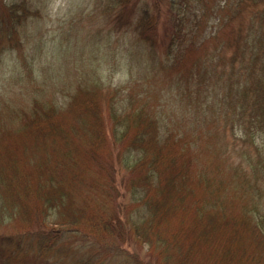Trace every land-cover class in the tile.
<instances>
[{
  "label": "trees",
  "instance_id": "16d2710c",
  "mask_svg": "<svg viewBox=\"0 0 264 264\" xmlns=\"http://www.w3.org/2000/svg\"><path fill=\"white\" fill-rule=\"evenodd\" d=\"M106 3L105 12L109 14L112 26L135 32L139 40L146 41L148 46H154L158 42L156 20L162 16V23L165 24L163 33L166 31L168 34L170 46L179 45V49L184 51L187 41H190L191 46H200L209 40L217 44L216 47L209 48L210 53L205 54L204 62L201 63L205 70L201 72V69H197V76L212 72L217 74L216 61L212 60H218L221 54L231 59L228 70L233 72L238 83L233 84V78H229V85L225 87L231 92V96L227 102L231 100L239 104L241 129L235 136L240 147L245 150L239 155L238 167L234 168L243 177V184L251 190V204L244 202L240 206L242 211L240 209L237 212L239 214L233 215L238 216L240 221H234L230 213L226 215L219 206L222 201L218 189H208L213 183V177L208 173L207 164L199 172L196 169V183L200 184V191L197 193L188 174H191V162H196L193 151L204 146H197L193 141H183L174 127L158 120L151 121L143 109L131 112V109L126 110L114 104L108 121L104 123V120H90L95 110L93 103L85 101L81 108H77L71 122L63 125L65 121L54 117L55 112L49 113L54 111L53 108L47 113L43 111L46 102L41 101L38 107L33 105L26 117L21 115V110L12 106L6 121L0 115V141H4L9 135L11 123L25 127V134L28 133L29 136L25 135V138L22 137L23 141L21 139V143H18V147L19 144L22 146L19 147L21 156L8 151L4 161L0 160L1 169H7L6 162L10 163L12 159L13 162L20 161L14 168H9L10 172L6 176L4 172H0V199L5 200L8 205V208L1 206L0 226L3 211L16 208V203L24 195L27 197V193L29 197L33 195L31 189H37V193L33 195V199L27 197L29 205L21 206L20 202L18 205L21 206V214L27 212L36 221L26 223V228L17 227L15 230H12L15 223L9 225L11 228L8 227L6 231L12 230L15 234L11 241H5L3 235V239L0 237V252L5 241L6 245L14 247L9 253L15 249H18V253H14V257V254L8 256L7 252L6 255H0L1 260L4 262L6 259L9 264H21L23 258L29 259L28 264H238L242 259L244 264H264V194L261 188L247 183L250 172L258 176L262 174L260 169L264 165V155L257 151L259 146L255 144L253 136L254 130H263V134H258V139L264 143V0H212L211 5L208 0H106ZM189 5H192L190 11ZM45 9V0H0L2 42L19 48L24 40L32 38L30 28L35 27L32 29L37 40L31 46V55L21 59L27 73L24 70L17 72L18 69L14 66L7 76L8 80L13 76L24 84L21 94H31L34 104L42 95L43 90L38 88L39 85L46 84L53 78V75H48V69L52 65H36L37 60L43 56L46 45L42 37L43 27H38L37 24ZM158 11H161L160 16H157ZM202 15L206 22H212L219 31L200 36H195L193 31L189 32L200 26ZM237 18L239 21L234 22ZM223 31L226 33L225 40L221 35ZM216 34L218 35L215 36ZM51 48L52 45L49 52ZM21 52L27 53L26 50ZM34 56L36 63L32 61ZM64 77L63 73L55 78L60 80ZM27 80L31 81L30 86L33 84L32 91L26 87ZM196 104L197 102L193 106ZM209 106L210 104L208 109L214 113ZM75 123L80 125L78 131H84L81 139L70 134L76 131ZM92 123L97 124L95 129L92 128L93 125L91 128L85 127ZM105 128L110 129L113 135L109 146L102 148L107 140L103 134ZM34 140L38 144L33 147V150L36 148L34 154L38 152L36 158L31 147ZM193 140L195 141L194 137ZM112 142L114 144L111 146ZM3 143H0V148ZM250 144L254 151L250 149ZM25 158L27 163L23 162ZM114 160H117L119 167H126L132 173L128 177L132 181L126 190L128 196L123 195V198L127 197V204L131 207L126 209L127 212L124 211L123 217L118 215L119 206L114 201L120 193L112 184L113 169L118 170ZM30 162H36V166L34 164L30 169L27 165ZM176 174L179 181L173 179ZM66 181L68 184L65 189L68 188L69 194L60 190ZM187 183V197L199 195L195 198L194 215L198 223L193 217L192 228H184L183 225V228L173 232L164 231L166 227L160 221L162 210L167 209L166 201L172 199L174 206L170 205L171 208L183 206L181 193L183 185ZM67 195L72 199L66 208ZM232 195L228 193V205L232 204ZM92 199L98 206L103 200L99 207H106L105 213L98 211L95 217L88 214L87 206ZM59 210L63 219L48 226L47 220L53 218ZM84 221L87 223H83ZM227 225L231 228L226 244L225 240H221V235ZM239 226L242 232L238 229ZM194 230L195 239H191L190 234ZM235 233L238 236L234 239ZM244 233L260 238L262 243L254 242L251 236L250 240L247 239L248 236H244ZM132 239H137L136 243L144 251L146 249L150 252L128 248ZM58 240L62 241L59 242L60 247L55 244ZM230 241L233 247L229 245ZM70 252H74L76 257L69 261L66 256Z\"/></svg>",
  "mask_w": 264,
  "mask_h": 264
},
{
  "label": "rangeland",
  "instance_id": "374dc122",
  "mask_svg": "<svg viewBox=\"0 0 264 264\" xmlns=\"http://www.w3.org/2000/svg\"><path fill=\"white\" fill-rule=\"evenodd\" d=\"M45 1V12L42 13V16L37 21L38 27H43L44 30L42 37L46 44L44 45L45 50L43 51V56H41L42 59L37 60L34 56L32 57V61L36 63L37 60L36 65H44L47 67L52 65L48 69V75H53L52 81L41 84L39 87L35 85V87L43 91L40 98H38L39 101H36V104H34V97H31V94H28V92L27 94H21V90H23L22 85L24 84L13 76L10 80L7 77L10 75L14 66L17 67V72H23L24 70L27 73L25 64H23L24 62L21 63V59L23 56H28L27 58H29L32 52L31 46L37 40V36L33 34L34 26L30 28L33 35L32 38L28 41L24 40L23 45L19 48L0 40V106L2 107L0 115L4 121L7 120L9 110L12 106H15L19 111L21 110V115L26 117L29 114V110L33 108V105L38 107L37 105L41 101L46 102L43 111L47 113L49 112L48 110H52L53 108L54 111H50L49 113L53 114L55 112L56 116L54 117L65 121L63 125L71 122L77 108H81L85 101L93 103V110H95L93 111L94 116L93 118L90 117V120H104V123L108 121L110 110L114 104L119 107H124L126 110L131 109V112L134 109H143L151 121L158 120L162 123H167L170 127H174L178 131V135L182 136L183 141H193V144L197 146H204L193 151V154L196 156V162H191V174H188L189 179L193 180L192 184L196 186L197 193L200 191L198 189L200 188V184L196 183L198 182L196 169L199 172V169L207 164L208 173L213 177V183L208 186V189L209 187L212 190L218 189L217 192L220 194L222 201V204L219 206L223 208L226 215H229V213L232 216L239 214L237 212L240 211V206L244 202L251 204V190L245 186L246 184H243V177L239 176L240 174L237 169L234 168V166L238 167L239 155L244 153L245 150L240 147V142H238V138L235 136L241 129L239 104L231 100L229 103L227 102L231 96V92L225 87L229 85V78H233V84L236 85L238 83L236 76L233 77V72L228 70L231 59L221 54L218 60L217 58L216 60H212L216 61L215 69L217 74L212 72L208 75L203 74L197 76L196 73L198 72L197 69H201V72L205 70L203 65H201L205 54L207 52L210 53L209 48H214L217 44H213L212 40H209L200 46H191L190 41H187L184 51L179 49V45H175L174 47L170 46L168 43V34L166 31V35L163 33L165 24L162 23V19L164 18L162 16L156 20L158 22V42L154 46H148L145 43L146 41L139 40L138 34L135 32L112 26L110 16L105 12L104 8L107 6L106 0H101L100 2L99 0ZM211 3L212 0H208V4L211 5ZM191 8L192 5H189L188 10L190 11ZM160 13L161 11H158L157 16H160ZM200 21L201 24L199 27L196 26L189 30V32L193 31L195 36L204 35L211 31H219L212 22H206L203 15ZM238 21V18L234 20V22ZM224 31L221 33L225 37L223 40L226 39V33ZM213 41L215 42V40ZM51 45V52H49ZM21 50H26L28 55L27 53H22ZM199 57L201 58L199 59ZM174 61L176 63H173ZM63 73L64 78L60 80L55 78L61 76ZM39 75L40 73L38 72L37 77ZM29 82L31 81L27 80L25 84L28 85L26 87H29V91H32L33 84L30 86ZM195 102L197 104L193 106ZM209 104V107L213 108L214 113L208 109ZM131 112L129 114H132ZM75 125L76 131L74 130L70 134L72 137L76 136V138L81 139L84 131H78L80 125L78 123H75ZM96 126L97 124L92 123L85 127L95 129ZM103 134L107 138L104 145H102V148H105L112 141L113 133L110 129L105 128ZM258 134H263V130L253 131L254 142L259 146L258 150L255 149L264 155V143L259 142ZM25 135H28V133L25 134V127L21 128L11 123L9 135L4 141H0V143L4 142L0 148V160L5 158V153L8 151H13V153L21 156L22 151L19 149L21 145L19 144L18 147V143L21 139L23 141ZM56 138L60 139L59 137ZM113 144L114 142H112L111 146ZM36 145H38L37 141L34 140L31 146L32 150ZM249 147L254 151L251 144ZM33 151L34 154L36 148ZM36 153V155L34 154V158L38 157V152ZM9 154L11 155V153ZM26 160L27 158L23 162L27 163ZM38 161L39 158H37L36 162ZM114 161L118 170L115 171L113 169L112 184L120 192L114 198V201L119 206L117 208V211H119L118 215L123 217L124 211L131 207L129 203L127 204V197L123 198V195L128 196L126 190L132 183L128 177L132 173L130 174V171L126 167H119L117 160ZM18 162L20 161L13 162V159L10 163L6 162V167L8 168H0V172H4L6 176L7 172H10L9 168H14ZM36 162H30L27 165L31 169ZM260 170L263 172L258 176L256 173L252 174L250 172V179L247 180V183H253L255 187L261 188V192L264 194V165H262ZM173 179L179 181L177 174ZM67 184L68 181L64 183V187H61L60 190L68 193V188L65 189ZM35 187L37 186L35 185ZM187 189H189V183L183 185V193H181L184 199L183 206L171 208L170 205L172 207L174 206L173 201H171L172 199L166 201L167 209L162 210L160 221L166 227L164 231L173 232L175 229L183 228V225L184 228H192L194 224L192 221L193 217L196 224L198 223L194 215L196 214L195 198L199 195L195 197L189 195L187 197ZM255 190L257 191L256 188ZM31 192L34 195L37 193V189H31ZM228 193L233 194L232 204L230 205L227 202ZM33 195L29 197L27 193V197L31 199H33ZM27 197L24 195L20 198L19 202L21 206L25 205L27 207L29 205L30 202H28L29 198ZM253 198L255 199L256 197L253 195ZM71 199L72 197L67 195L66 208ZM123 200H125V203ZM19 202L16 203V208L3 211L0 237L3 239V235L5 241H11V237L15 234L12 230L18 229L17 227L26 228L28 227L25 226L28 225L26 223L36 221L35 217L32 218L27 212H22L23 214H21V206L18 205ZM120 202L122 203L121 207ZM86 203L88 205V202ZM2 205L8 208L5 200L1 198L0 209ZM71 205L75 207L73 204ZM99 206L94 199L90 200L87 206L88 214L90 216L94 215L95 217L98 211L105 213L106 207L100 208ZM77 209L78 206L76 207ZM70 211L72 213L75 212V210ZM79 211H81V207ZM53 218L54 220H51ZM53 218L47 220L48 226L55 221L60 222L63 219L60 210L55 213ZM233 218L234 221H240L238 216H233ZM244 219L247 220V218ZM12 222L13 224L15 223V226H13L14 229L6 231ZM249 222L251 224V220ZM83 223H87V221ZM230 228L227 225L222 230L221 240H225L226 244L228 243L226 238H229L227 234ZM238 229H241L242 232L241 226ZM195 232L194 230L190 234L191 239L193 237L195 239ZM167 235H169V232ZM237 236L238 234L235 233L233 236L234 239ZM244 236H248L247 239L249 240L252 237L254 242L262 243V240L258 237L245 233ZM136 241L137 239L133 240V246L131 244L127 247L132 250L139 249L140 252H150L146 251V249L144 251V248L142 249ZM4 242L0 252L2 256L6 255L10 249H14V247L6 245ZM56 242L55 244L60 247L59 242L62 241L58 240ZM229 245L233 247L232 242ZM14 253H18V249L10 253L8 252V256H12ZM14 257H16L15 254ZM75 257L76 254L74 252H70L66 256L69 261L74 260ZM28 261V258H23L20 263L28 264ZM4 262L0 257L1 264H9L6 259ZM240 262L244 264L242 259Z\"/></svg>",
  "mask_w": 264,
  "mask_h": 264
}]
</instances>
